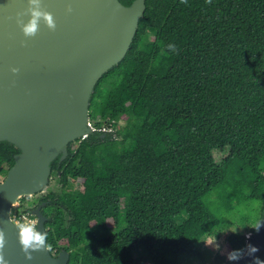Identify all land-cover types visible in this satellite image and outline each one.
<instances>
[{
    "label": "trees",
    "instance_id": "16d2710c",
    "mask_svg": "<svg viewBox=\"0 0 264 264\" xmlns=\"http://www.w3.org/2000/svg\"><path fill=\"white\" fill-rule=\"evenodd\" d=\"M89 116L93 133L54 159L57 186L36 201L50 252L68 250L66 264L230 263L206 238L243 252L264 208V0H145ZM18 151L0 141L1 177Z\"/></svg>",
    "mask_w": 264,
    "mask_h": 264
},
{
    "label": "water",
    "instance_id": "95a60500",
    "mask_svg": "<svg viewBox=\"0 0 264 264\" xmlns=\"http://www.w3.org/2000/svg\"><path fill=\"white\" fill-rule=\"evenodd\" d=\"M40 2L56 28L49 30L41 18L36 35L25 37L16 19L28 7L27 0H0V141L19 150L0 181V230L6 239L2 252L8 264L68 262L66 249L55 255L49 248L30 250L32 259H26L12 209L20 197L48 185L51 164L66 157L70 141L93 133L89 104L95 84L124 57L145 9V0ZM20 19L27 23L29 15ZM45 203L31 210L40 232L46 231L49 218L41 209ZM258 225L259 230L245 233L241 258L228 264H252L264 251V208ZM248 245L257 251L249 254Z\"/></svg>",
    "mask_w": 264,
    "mask_h": 264
},
{
    "label": "clouds",
    "instance_id": "9594fccd",
    "mask_svg": "<svg viewBox=\"0 0 264 264\" xmlns=\"http://www.w3.org/2000/svg\"><path fill=\"white\" fill-rule=\"evenodd\" d=\"M181 2L185 3L186 0H181ZM206 2L210 3L211 0H206ZM27 4L28 7L23 13L17 14L16 19V22L21 26L22 32L25 37H33L36 35L41 18H43V21L46 23L49 30H55L56 25L54 22V18L51 13L40 10V0H27ZM67 11L70 12L71 8L69 7ZM23 15H29L27 23H24L20 19V17ZM168 48L171 51H176V47L174 44H169ZM12 71H17V69H12ZM36 225L37 220L27 218H25L23 221H16L15 223V227L18 230V242L21 245V250L23 251L25 258L28 260L32 259L31 251H37L41 249L46 250L50 247V245L47 243V233L38 231ZM260 226L261 225H257V230H259ZM5 244V233L3 230H0V264H8V261L4 258L2 252ZM247 247L249 250V254H253L257 251V249L251 245H248ZM241 256L242 252L240 250H234L229 254L228 258L230 260H237L241 258ZM256 264H264V262L257 260Z\"/></svg>",
    "mask_w": 264,
    "mask_h": 264
},
{
    "label": "rangeland",
    "instance_id": "374dc122",
    "mask_svg": "<svg viewBox=\"0 0 264 264\" xmlns=\"http://www.w3.org/2000/svg\"><path fill=\"white\" fill-rule=\"evenodd\" d=\"M121 124L123 123L122 120L119 121ZM107 130V129H105ZM109 130V129H108ZM4 177H1L0 175V181L3 179ZM57 186V179H56V176L54 174H51V178L49 180V183L48 185H46V187H44V189L40 192H38L37 194L35 195H32V196H27L24 200H20V198L18 199L17 203L14 205L13 209H12V214H13V218L14 220H18V221H23L25 218L27 219H33L32 217H30L28 214L26 213H22L20 211V207H31L34 203H36L37 201V198L39 196H42L44 195L47 191L49 190H53L55 189ZM121 220H124V216L122 215L121 216ZM232 230V227L230 228ZM248 230V229H246ZM249 231V230H248ZM206 244L209 246V247H213V249H215L216 251H219L221 252L225 259H229V247L226 243V240H225V237L222 236L220 238H206Z\"/></svg>",
    "mask_w": 264,
    "mask_h": 264
},
{
    "label": "flooded vegetation",
    "instance_id": "af4514ba",
    "mask_svg": "<svg viewBox=\"0 0 264 264\" xmlns=\"http://www.w3.org/2000/svg\"><path fill=\"white\" fill-rule=\"evenodd\" d=\"M7 173V172H6ZM6 175V174H5ZM3 177H5V176H3ZM35 195V194H34ZM23 197L24 196H22V197H20V200H24L23 199ZM27 197V196H26ZM43 201V200H42ZM39 203L41 202V201H38ZM34 203L31 207H20L21 209H20V211L22 212V213H26V214H28V215H31L32 216V218L33 219H35L36 220V216L35 215H33L32 213H31V210L34 208V207H36L39 203ZM14 209H15V207H14ZM42 209V208H41ZM27 210V212H25ZM12 216H13V214H12Z\"/></svg>",
    "mask_w": 264,
    "mask_h": 264
},
{
    "label": "built area",
    "instance_id": "2783aa9c",
    "mask_svg": "<svg viewBox=\"0 0 264 264\" xmlns=\"http://www.w3.org/2000/svg\"><path fill=\"white\" fill-rule=\"evenodd\" d=\"M13 219H14V218H13ZM14 221L16 222V221H18V220L15 219Z\"/></svg>",
    "mask_w": 264,
    "mask_h": 264
}]
</instances>
